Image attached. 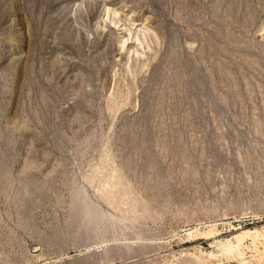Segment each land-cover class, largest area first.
Returning a JSON list of instances; mask_svg holds the SVG:
<instances>
[{
  "label": "rangeland",
  "instance_id": "374dc122",
  "mask_svg": "<svg viewBox=\"0 0 264 264\" xmlns=\"http://www.w3.org/2000/svg\"><path fill=\"white\" fill-rule=\"evenodd\" d=\"M0 264H264V0H0Z\"/></svg>",
  "mask_w": 264,
  "mask_h": 264
}]
</instances>
